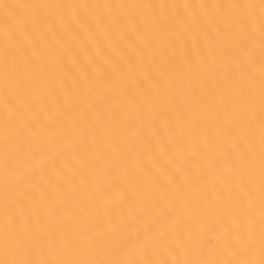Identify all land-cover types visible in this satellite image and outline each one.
I'll use <instances>...</instances> for the list:
<instances>
[{
	"label": "bare ground",
	"instance_id": "1",
	"mask_svg": "<svg viewBox=\"0 0 264 264\" xmlns=\"http://www.w3.org/2000/svg\"><path fill=\"white\" fill-rule=\"evenodd\" d=\"M0 264H264V0H0Z\"/></svg>",
	"mask_w": 264,
	"mask_h": 264
}]
</instances>
